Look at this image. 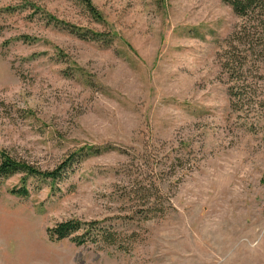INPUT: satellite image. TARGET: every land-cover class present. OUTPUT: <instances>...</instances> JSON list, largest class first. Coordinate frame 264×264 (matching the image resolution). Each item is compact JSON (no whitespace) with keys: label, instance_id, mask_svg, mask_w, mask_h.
<instances>
[{"label":"rangeland","instance_id":"374dc122","mask_svg":"<svg viewBox=\"0 0 264 264\" xmlns=\"http://www.w3.org/2000/svg\"><path fill=\"white\" fill-rule=\"evenodd\" d=\"M91 1L103 21L78 0H0V158L51 170L88 150L27 197L11 191L21 175L0 181V264H264V36L235 43L248 58L232 81L244 19L224 1ZM243 83L250 105L230 94ZM144 187L163 215L136 212ZM68 219L110 226L124 248L51 239Z\"/></svg>","mask_w":264,"mask_h":264},{"label":"trees","instance_id":"16d2710c","mask_svg":"<svg viewBox=\"0 0 264 264\" xmlns=\"http://www.w3.org/2000/svg\"><path fill=\"white\" fill-rule=\"evenodd\" d=\"M81 2L88 12L98 21H103V14L94 5L91 0H78ZM229 4L235 13L244 19V23L241 25L239 32L235 33L228 40L227 46L230 51L226 53V62L223 63V67L231 75L232 81L235 79H243L244 71L246 67L245 61L248 55L244 59H240L232 49L235 50L237 45L243 43H252L257 40V37L264 36V0H222ZM72 33L85 40H100L107 43H111L113 37L111 34L94 32L92 30H85L76 28L74 26H66ZM237 43V45L235 44ZM247 78H245V81ZM238 83V82H237ZM241 89H246L241 92ZM252 85L243 83V87L239 85L230 86V94L233 97H239V100L244 105H250L253 103V98L248 92H252ZM95 154L99 153L98 148H88ZM87 148H81L68 155L63 162L57 167L51 170H42L41 168L25 161L18 159L10 155L7 152H2L0 158V181L5 178H9L15 175H21V185L13 188L12 193L27 197L30 195L31 190L28 186V182L31 178L37 179L43 182H49L51 184L56 183L59 180L65 178L70 172L75 171L82 161L87 157ZM141 205L143 208L136 212L140 214V217L144 220H149L154 217L163 215L166 212V206L160 193L150 192V188H139ZM153 195L156 198L153 199ZM159 200H158V199ZM153 199V200H152ZM158 200V201H157ZM48 234L51 239H65L71 238L79 244L87 242L104 243L109 245H117L124 248V242L120 239L119 235L111 229L110 226L102 225L97 220L83 221L80 219H68L58 222L54 227L48 229Z\"/></svg>","mask_w":264,"mask_h":264}]
</instances>
